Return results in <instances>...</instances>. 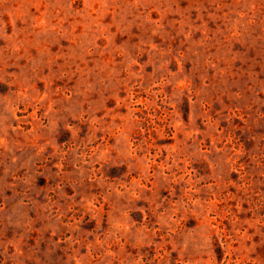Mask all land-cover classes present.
Masks as SVG:
<instances>
[{
  "label": "rangeland",
  "instance_id": "rangeland-1",
  "mask_svg": "<svg viewBox=\"0 0 264 264\" xmlns=\"http://www.w3.org/2000/svg\"><path fill=\"white\" fill-rule=\"evenodd\" d=\"M0 264H264V0H0Z\"/></svg>",
  "mask_w": 264,
  "mask_h": 264
}]
</instances>
